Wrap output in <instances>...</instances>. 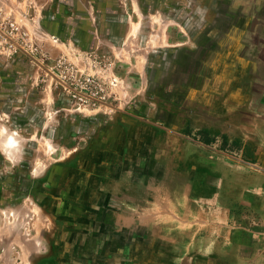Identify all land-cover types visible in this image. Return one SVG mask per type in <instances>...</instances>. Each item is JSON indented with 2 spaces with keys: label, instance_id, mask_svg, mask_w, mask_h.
<instances>
[{
  "label": "rangeland",
  "instance_id": "1",
  "mask_svg": "<svg viewBox=\"0 0 264 264\" xmlns=\"http://www.w3.org/2000/svg\"><path fill=\"white\" fill-rule=\"evenodd\" d=\"M261 3L0 0V264H154L150 237L119 228L143 193L124 182L192 165L186 140L239 152L219 111L260 83Z\"/></svg>",
  "mask_w": 264,
  "mask_h": 264
},
{
  "label": "crops",
  "instance_id": "2",
  "mask_svg": "<svg viewBox=\"0 0 264 264\" xmlns=\"http://www.w3.org/2000/svg\"><path fill=\"white\" fill-rule=\"evenodd\" d=\"M259 20L253 23V32L258 24L264 31V19ZM262 34L259 39H251L256 48L251 73L260 83L251 87L245 103L231 102L232 107L219 111V116L228 121L230 137L241 143L239 152H224L217 146L219 140L206 144L185 139L183 161L192 165H140L134 170L150 171V179L140 184L124 182L143 188L144 194L135 190L121 199L119 228L126 235L150 237V243L158 249L162 245L161 251L152 252L156 255L154 264H264ZM245 148L252 154L245 156ZM158 172L164 173L163 181Z\"/></svg>",
  "mask_w": 264,
  "mask_h": 264
},
{
  "label": "built area",
  "instance_id": "3",
  "mask_svg": "<svg viewBox=\"0 0 264 264\" xmlns=\"http://www.w3.org/2000/svg\"><path fill=\"white\" fill-rule=\"evenodd\" d=\"M84 89H86L89 93H91V95L95 96L98 95L100 93V85L97 81H95L94 78L92 77H87L83 80L82 85H81ZM67 88L69 89V91L74 92L75 95H77L78 93L75 92V89L67 86ZM84 97V96H82Z\"/></svg>",
  "mask_w": 264,
  "mask_h": 264
},
{
  "label": "clouds",
  "instance_id": "4",
  "mask_svg": "<svg viewBox=\"0 0 264 264\" xmlns=\"http://www.w3.org/2000/svg\"><path fill=\"white\" fill-rule=\"evenodd\" d=\"M5 132H6V129H0V135H3ZM17 143H18L17 141H14L13 138L9 136L7 142L3 145L2 150L8 151L10 149L16 148L17 151H19V149L17 148Z\"/></svg>",
  "mask_w": 264,
  "mask_h": 264
},
{
  "label": "trees",
  "instance_id": "5",
  "mask_svg": "<svg viewBox=\"0 0 264 264\" xmlns=\"http://www.w3.org/2000/svg\"><path fill=\"white\" fill-rule=\"evenodd\" d=\"M249 153L252 154L251 151H250V152H249V151L247 152V148H245V149H244V155H245V156H246V155H249Z\"/></svg>",
  "mask_w": 264,
  "mask_h": 264
},
{
  "label": "bare ground",
  "instance_id": "6",
  "mask_svg": "<svg viewBox=\"0 0 264 264\" xmlns=\"http://www.w3.org/2000/svg\"><path fill=\"white\" fill-rule=\"evenodd\" d=\"M10 136H11V135H10ZM11 137L13 138L14 141H16L15 138H14L13 136H11ZM7 140H8V138H7ZM5 142H7V141H5Z\"/></svg>",
  "mask_w": 264,
  "mask_h": 264
}]
</instances>
